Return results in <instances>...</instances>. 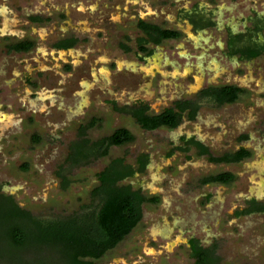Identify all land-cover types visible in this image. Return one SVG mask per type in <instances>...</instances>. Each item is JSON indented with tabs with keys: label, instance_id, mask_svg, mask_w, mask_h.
<instances>
[{
	"label": "rangeland",
	"instance_id": "obj_1",
	"mask_svg": "<svg viewBox=\"0 0 264 264\" xmlns=\"http://www.w3.org/2000/svg\"><path fill=\"white\" fill-rule=\"evenodd\" d=\"M12 2L0 0V29L11 30L12 17L19 14ZM174 2L152 0L150 5L164 16H175L177 6H173ZM203 3L200 1L201 5ZM220 4V1L213 6L209 4V9ZM253 11L264 13V0H222V26L227 24L239 29L240 21L251 16ZM211 34L210 52L206 53L203 48L189 51L199 66L204 67L201 69H206L211 58L218 60L221 56L216 42L221 43L220 36L223 40L224 32L220 35L212 31ZM2 44L0 40L2 194L10 195L21 208L42 219L76 214L86 215L85 221H92L96 204L91 190L97 185L96 174L116 159L135 166L136 158L146 154L149 164L145 171L123 184L141 189L146 196L156 197L158 203L143 204L139 224L95 264H194L187 246L191 238L199 240L205 248L214 247L220 264H264V213L236 216L240 208H245V199L256 197L264 202V55L240 70L245 74L243 80L252 75L253 83L257 81L252 86L257 93L253 101L243 96L235 105L223 108L205 103L192 122L184 119L176 129L144 131L132 118L118 116L104 105L112 98L106 90L122 104L130 103L144 92L148 96L152 93L149 104L157 109L171 104L168 99L175 88L154 85L145 89L142 85L139 88L133 85L123 90L116 81L107 87L104 80L83 87L81 79L90 82L93 79L80 63L69 73L62 70L61 76H55L49 72L35 86H25L21 73L29 65L20 63L15 67ZM168 52L176 56L177 50ZM78 54L84 55L85 50L77 48L73 55ZM29 56L19 55L17 59L26 61ZM115 56L116 60L121 58L119 53ZM128 59L126 57L125 61ZM221 61L231 70L229 58L222 57ZM175 63L178 69L187 64L180 59ZM165 70L169 71L168 67ZM11 71L19 78L13 77ZM203 74L208 75L205 71ZM91 120H95V126L81 136L84 129L79 130V127ZM119 128L129 130L134 142L111 147L105 157L72 160V146L81 144L83 138L95 142ZM240 132L249 136L247 149L251 152V157L241 164H212L205 158H198L193 151L190 157L173 151L181 137L194 135L202 139L214 155H220L232 150L230 145ZM35 138L38 141H33ZM221 172L233 174L235 180L227 186L200 183L203 177ZM0 255L4 258L1 260L12 259L1 244ZM36 257L30 258L35 260ZM44 257L41 264H55L48 254Z\"/></svg>",
	"mask_w": 264,
	"mask_h": 264
},
{
	"label": "flooded vegetation",
	"instance_id": "obj_2",
	"mask_svg": "<svg viewBox=\"0 0 264 264\" xmlns=\"http://www.w3.org/2000/svg\"><path fill=\"white\" fill-rule=\"evenodd\" d=\"M11 1L12 5H16L19 14L13 15L11 30L0 29V40L3 41L1 47L9 57L11 55V63L15 67L20 66V63L29 65L21 73L23 85L35 86L36 82L41 81L42 76L49 75V72L61 76L60 71L69 73L71 68L81 64L83 69H88L93 79L92 82L81 79L80 85L83 87H89L91 83L97 85L104 80L107 81V87L114 85L116 81L123 90H128L129 86L133 85H137L138 88L142 85L145 89L154 85L175 88L170 92V96L173 97L170 106H159L157 109L149 104L151 95L149 94L147 99L146 92L131 99L130 103L122 104L114 94L106 90L107 95L112 98H108L104 105L118 116L132 118L141 130L154 131L143 129L132 117L131 114L134 112L156 116L171 107L177 110L176 104L180 103L186 108L182 116L187 118L191 113H195L196 119L205 103L211 104L214 108L230 107L243 96L253 101L254 94H257L252 90L257 81L253 83L252 75L246 76L247 78L243 80L245 74L240 70L247 68L264 55L262 12L253 11L251 16L240 21V28L235 29L227 24L222 26V0H175L173 5L177 6L175 16H164L163 12L150 5L152 0ZM200 1H204L203 5ZM219 1L221 3L219 6H215L213 10L209 9L211 4L213 6V3ZM85 3L88 4L86 7L83 6ZM212 31L220 35L224 32L223 40L220 36L221 43L216 42L221 56L218 60L211 58L206 69H201L204 67L199 66L196 57L189 51L203 48L206 53L210 52ZM77 48H80V51L85 50V54L73 55ZM171 49L177 50L176 56L168 52ZM33 53L34 56H31ZM116 53L121 57L119 60L115 59ZM252 54L256 56L252 57ZM19 55L31 57L25 58L26 61L18 60ZM126 57L132 60L125 61ZM222 57L229 58L231 70L222 65ZM173 58L178 61L185 60L187 64L178 71V64L175 63L177 60ZM166 67L169 71L165 70ZM237 70L239 73H236ZM204 71L208 73L207 76L203 74ZM12 76L19 78L16 73ZM234 88L239 91L236 100L232 103L219 104L220 100L225 101L231 96L228 91ZM183 121L182 117L177 127ZM89 126H80L79 130L84 129L87 132L95 125ZM191 138L198 141L195 136L185 135L180 138V144L174 147L173 151L183 153L186 157H190L192 151L197 155L200 149L188 141ZM248 141L249 136L240 132L230 145L232 150L222 152L220 155H214L207 144L201 143L202 147L208 149L209 154L198 158L207 160L209 155L213 158H231L244 154L247 157L228 164L244 163L251 157V152L247 149ZM148 164L149 160L145 169ZM137 174L140 173H135L134 176ZM261 200L263 199L256 197L245 199V208H240L238 212L255 206L264 207ZM259 213L264 211H255L247 215ZM191 241H197L205 248L199 240L191 238L187 243L189 251Z\"/></svg>",
	"mask_w": 264,
	"mask_h": 264
},
{
	"label": "trees",
	"instance_id": "obj_3",
	"mask_svg": "<svg viewBox=\"0 0 264 264\" xmlns=\"http://www.w3.org/2000/svg\"><path fill=\"white\" fill-rule=\"evenodd\" d=\"M228 93L231 96L225 101L220 100L219 104L234 102L239 91L234 88ZM176 105L177 110L168 109L156 116L146 115L144 112H134L131 115L145 130L174 129L181 122L186 109L180 103ZM194 116L195 113H191L187 118L193 120ZM93 125L94 122L89 127ZM85 134V130H82L81 136ZM188 141L196 144L192 140ZM133 142L134 135L125 128L116 129L109 136L95 142L83 138L81 144L72 146V160L79 162L90 157H105L111 147H122ZM196 145L200 149L199 156L209 154L208 149L198 143ZM244 157L247 156L242 154L239 157L213 158L209 155L208 161L228 164L236 163ZM148 160L146 154H141L136 158L135 166H132L125 164L123 159H116L96 174L97 185L91 190V198L96 204L92 221H85L86 215L76 214L42 219L21 208L10 195L0 192V244L12 258L4 261L0 255V262L41 264L48 254L55 260V264H95V261L116 248L139 224L143 204L158 203L156 197L146 196L141 189L123 184L125 180L133 178L135 173H143ZM234 180L233 174L222 172L205 177L200 182L229 185ZM255 211H264V207L255 206L244 212H236V216ZM190 244V257L194 264H220L214 247L202 248L197 241H191ZM36 256H39L38 259ZM30 257L36 258L32 260Z\"/></svg>",
	"mask_w": 264,
	"mask_h": 264
},
{
	"label": "crops",
	"instance_id": "obj_4",
	"mask_svg": "<svg viewBox=\"0 0 264 264\" xmlns=\"http://www.w3.org/2000/svg\"><path fill=\"white\" fill-rule=\"evenodd\" d=\"M178 71H180V69H177ZM150 94V93H149ZM150 95H152V93L150 94ZM148 97L149 96H146V98L148 99ZM151 97V96H150ZM171 98H173L172 96H169V99L168 100H170V102H171ZM152 106V105H151ZM164 106H168V105H164ZM170 106V105H169ZM153 108H155L154 106H153ZM169 109H172V107L171 108H169ZM168 110V109H167ZM183 119H185V120H187V121H189V122H192V121H194L195 120V117H194V119L193 120H188V118H186V117H184L183 116ZM92 122H94L93 120H91V122L89 123V124H87L88 126L90 125V124H92ZM96 124V122H94V125ZM192 136H194V135H192ZM198 141H196L194 138H191L190 140H192L193 142H195L196 144L198 143V144H200V146H201V143H204V141L202 140V139H200V138H197V137H195ZM197 157H200L198 154L196 155ZM203 156V155H202ZM207 161H208V159H207ZM209 162V161H208ZM211 163V162H210ZM212 164H216V163H212ZM220 164V163H219ZM222 173V172H221ZM212 175H214V174H212ZM217 175V174H216ZM209 176H211V175H209ZM208 177V176H207ZM203 178H205V177H203ZM202 178V179H203ZM201 179V180H202ZM200 180V181H201ZM201 183V182H200ZM202 185H204V186H208V185H214V184H202ZM217 185H219V184H217Z\"/></svg>",
	"mask_w": 264,
	"mask_h": 264
}]
</instances>
